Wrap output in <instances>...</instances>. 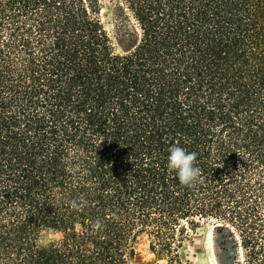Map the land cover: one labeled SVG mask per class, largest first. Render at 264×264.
I'll list each match as a JSON object with an SVG mask.
<instances>
[{
  "label": "trees",
  "instance_id": "1",
  "mask_svg": "<svg viewBox=\"0 0 264 264\" xmlns=\"http://www.w3.org/2000/svg\"><path fill=\"white\" fill-rule=\"evenodd\" d=\"M114 5L0 0V264H264V0Z\"/></svg>",
  "mask_w": 264,
  "mask_h": 264
},
{
  "label": "rangeland",
  "instance_id": "2",
  "mask_svg": "<svg viewBox=\"0 0 264 264\" xmlns=\"http://www.w3.org/2000/svg\"><path fill=\"white\" fill-rule=\"evenodd\" d=\"M104 3V20L109 28L113 29V17L117 10L114 5V0H103ZM118 11V10H117ZM213 224L208 223L207 226L194 234L190 241L187 242L183 248V256L185 259L191 261L193 264H219L215 257L214 243H213ZM211 233V237L209 236ZM55 236L50 233H45L42 240L48 242L54 239ZM142 258L149 262V264H166V261H158L155 255L151 252L149 241L143 238L139 243Z\"/></svg>",
  "mask_w": 264,
  "mask_h": 264
},
{
  "label": "clouds",
  "instance_id": "3",
  "mask_svg": "<svg viewBox=\"0 0 264 264\" xmlns=\"http://www.w3.org/2000/svg\"><path fill=\"white\" fill-rule=\"evenodd\" d=\"M167 168L175 172L184 186H194L201 178V170L195 166L197 153L187 152L184 148L173 145L169 148Z\"/></svg>",
  "mask_w": 264,
  "mask_h": 264
},
{
  "label": "bare ground",
  "instance_id": "4",
  "mask_svg": "<svg viewBox=\"0 0 264 264\" xmlns=\"http://www.w3.org/2000/svg\"><path fill=\"white\" fill-rule=\"evenodd\" d=\"M211 235V233H209V236ZM211 237V236H210Z\"/></svg>",
  "mask_w": 264,
  "mask_h": 264
}]
</instances>
